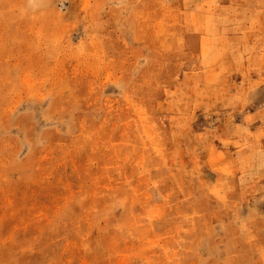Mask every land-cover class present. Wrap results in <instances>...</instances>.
<instances>
[{
    "label": "rangeland",
    "instance_id": "374dc122",
    "mask_svg": "<svg viewBox=\"0 0 264 264\" xmlns=\"http://www.w3.org/2000/svg\"><path fill=\"white\" fill-rule=\"evenodd\" d=\"M25 1L36 11L9 4L3 13L8 31L0 37V55L14 84L7 88L0 81V137L5 141L0 189L9 195L11 208L33 213L27 231L31 247L39 249L65 214L87 223L91 212L117 208L123 201L139 212L140 193L157 174L153 149L172 145L174 130L183 144L193 143L185 132L190 120L179 118L195 108L198 97L211 95L202 74L206 64L193 57L199 50L190 38L203 44L212 34L232 36L239 21L264 15V0ZM88 1L98 6L96 16L91 9L76 16ZM51 5H58L53 20ZM254 5L261 6V14ZM258 41L257 35L246 40L247 49ZM241 42L235 38V44ZM250 60L245 64L259 58ZM29 123L38 136L34 161L24 160L23 129ZM50 126L63 137L47 136ZM164 129L170 130L166 137L159 135ZM81 146L80 156L92 164L88 171L78 167L76 148ZM183 155L189 162L190 154ZM0 227L8 236L13 233L6 218ZM151 231L146 225L102 232L103 257L118 264L127 248L113 244L125 237L151 239ZM111 238L115 243H109ZM68 241L67 253L86 264L97 261V253L87 251L97 243L81 236Z\"/></svg>",
    "mask_w": 264,
    "mask_h": 264
},
{
    "label": "crops",
    "instance_id": "0c3cea01",
    "mask_svg": "<svg viewBox=\"0 0 264 264\" xmlns=\"http://www.w3.org/2000/svg\"><path fill=\"white\" fill-rule=\"evenodd\" d=\"M94 2L88 1L76 16L91 9L89 13L95 17L98 6ZM9 4L30 11L37 7L25 0L1 1L0 37L8 31L3 13ZM251 8L261 14V6ZM57 9L58 5L49 7L52 20ZM247 28L251 30L245 32ZM235 32L232 36L212 34L203 44L190 38L199 50L193 57L206 64L202 74L211 95L198 97L195 108L179 118L181 122L190 120L185 132H190L193 143L183 144L181 134L174 130L172 145L159 144L153 149L157 174L140 193L144 200L139 212L130 208V201H123L117 208L91 212L87 223L77 218L70 221L72 214H65L45 236V245L33 249L27 231L33 213L11 208L9 195L0 189V220L6 218L13 231L8 236L0 227V264H86L77 254L67 253L71 236L97 243L87 250L97 253V261L91 264H111L103 257L106 247L100 234L146 225L154 235L151 239L139 237L131 242L125 237L118 244L110 239L114 247L127 248L118 264H264V15L239 21ZM256 35L257 46L247 49L245 41L256 40ZM235 38L243 42L235 44ZM255 57L257 62L245 64ZM0 81L7 88L14 84L1 55ZM20 119L16 117L18 125ZM47 130V136L63 137L58 128ZM169 131L164 129L159 135L166 137ZM23 135L27 141L24 160L34 161L38 136L30 123ZM3 140L0 137V152L4 151ZM76 149L79 169L88 171L92 164L80 156L83 146ZM186 153L189 162L184 161ZM230 154L235 155L233 160ZM207 157L213 160L208 163Z\"/></svg>",
    "mask_w": 264,
    "mask_h": 264
}]
</instances>
